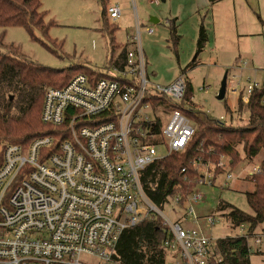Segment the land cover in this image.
Returning a JSON list of instances; mask_svg holds the SVG:
<instances>
[{
	"label": "built area",
	"instance_id": "1",
	"mask_svg": "<svg viewBox=\"0 0 264 264\" xmlns=\"http://www.w3.org/2000/svg\"><path fill=\"white\" fill-rule=\"evenodd\" d=\"M107 12L112 20L122 15L119 7ZM137 26L136 48L122 70L113 64L106 79L82 74L62 89L47 90L41 120L57 135L34 138L28 145L0 143V264H82L84 257L85 264H116L123 233L157 218L175 238L165 247L178 254L179 264L208 263L212 241L196 210L204 200L197 189L223 188L234 175L224 156L216 165L200 160L196 166L202 177L183 205L181 196L168 198L162 209L148 200L141 172L184 152L197 130L187 115L166 114L154 105L155 96L181 103L186 80L168 87L150 84ZM146 33L151 36L155 29ZM260 87L249 80L243 101L248 104ZM158 118L160 132L155 130ZM259 172L260 167L250 176ZM217 216L203 219L214 227ZM238 229L241 237H254L256 247L262 244V236H250L249 224Z\"/></svg>",
	"mask_w": 264,
	"mask_h": 264
},
{
	"label": "trees",
	"instance_id": "2",
	"mask_svg": "<svg viewBox=\"0 0 264 264\" xmlns=\"http://www.w3.org/2000/svg\"><path fill=\"white\" fill-rule=\"evenodd\" d=\"M103 5V26L106 29L105 0ZM53 25L47 23V14L42 10V0H0L2 29L18 26L26 29L29 34H33L34 30L38 29L45 36ZM110 35L112 46L116 49L114 35L113 33ZM208 42L207 28L201 26L197 42L198 52H202ZM128 47L122 48L118 62L115 63L113 57L111 58L120 70L124 68L130 52ZM195 64L191 63L183 69L182 75L187 73V69H194ZM80 68L83 72L78 75H87L95 80L109 77L82 66ZM69 70L71 69L42 67L32 60H27L18 54L17 48L5 45L3 37H0V143L28 145L34 138L57 135L51 125H46L41 120L43 103L48 89H62L78 76L70 77ZM186 85L185 96L179 104L164 96L153 98L154 105L163 109L166 114L177 111L187 115L197 130L184 152L174 153L158 160L140 174L143 191L148 200L160 209L168 203V198L177 196L183 198L181 203L183 205L194 192L202 177L196 166L200 160L216 165L224 156L230 160V170H232L242 162L239 155L241 147L244 150V159L253 160L264 153L263 86L254 89L249 95L248 104L243 101L245 89L242 90L237 114L242 119L246 111L249 116L245 125L235 126L233 122L227 124L224 119H213L200 107L198 108L192 85L188 81ZM226 110L231 112L228 108ZM156 127L155 130L160 132L163 127L160 118L156 120ZM221 173L216 169L217 176ZM248 179L254 187L253 192L246 193V201L251 213H245L223 201L219 202L217 210L224 213V217L234 228L249 224V234L252 236L264 223V160L260 164V172ZM174 239L161 219L145 221L123 233L116 248L115 262L116 264H167L166 259L170 252L165 244L173 242ZM211 251L207 264H251L253 255L249 238L240 236L219 239L215 244H211ZM174 255L178 257L177 253Z\"/></svg>",
	"mask_w": 264,
	"mask_h": 264
},
{
	"label": "rangeland",
	"instance_id": "3",
	"mask_svg": "<svg viewBox=\"0 0 264 264\" xmlns=\"http://www.w3.org/2000/svg\"><path fill=\"white\" fill-rule=\"evenodd\" d=\"M103 2L104 0H42V10L47 14V23L54 24L49 28L47 35L44 36L38 29H35L33 34H29L26 29L15 26L0 28V37H3L5 45L17 48L20 56L42 67L58 70L71 69L70 77H75L83 72L80 68L82 66L107 76L109 72L106 69L110 66L111 58L118 57L123 47L133 43V38L136 39L138 35L137 24L141 23L142 33L139 41L146 56L151 85L168 87L179 78L187 79L192 85L198 108L200 107L213 119L223 118L227 124L233 122L235 126L245 125L249 113L244 111L241 119L237 111L239 95L248 80L241 81L238 78L239 71L232 70L228 74L225 100H218L221 82L229 68L220 67L214 60L217 59V54L210 51L208 47L201 53L196 52V40L191 36L190 24L182 23L175 27L170 22L160 25L150 23L151 17L154 16L150 10L158 8L160 4H153L152 7L147 0L142 6L139 4V9L141 10L142 7L145 13L142 10H134L133 0H106V10L119 7L122 15L118 20H111L107 12L105 29ZM151 27H155L156 34L150 37L146 33V28ZM174 27L176 30L173 29ZM115 30L117 31L114 33ZM109 33L114 35L116 49L112 46ZM135 48L136 44L130 45L128 51H133ZM177 49L179 53H175ZM229 57H224L223 61L220 60L221 63H225V60L227 64L233 63V59ZM197 62V68L187 69V73L182 75L183 69ZM251 78L252 82L264 85V70H259L256 75L252 72ZM227 108L231 112H228ZM159 153L164 155L165 149L159 150ZM239 155L242 162L231 170L234 178L227 186L223 188L219 185L215 188L201 186L197 189L204 194V200L196 207V210L201 217L205 234L209 236L213 244L219 239L241 237L240 229L232 227L223 216L224 213L218 212L220 201L233 205L245 213H251L246 201V193L253 192L254 187L248 178H251L250 175L260 167L264 160V153L262 152L253 160L244 159V150L241 147ZM226 162L230 163V160L226 158ZM222 177L219 178L218 183ZM164 214L170 222H176V217L170 216L168 210H164ZM215 215H218V222L216 226L209 227L203 218ZM255 233L262 236V244L256 247L254 237L249 240L250 247L253 249L251 264H264V223ZM174 254H168L167 264L180 263V258ZM86 260L87 258L84 257L82 264H85Z\"/></svg>",
	"mask_w": 264,
	"mask_h": 264
},
{
	"label": "crops",
	"instance_id": "4",
	"mask_svg": "<svg viewBox=\"0 0 264 264\" xmlns=\"http://www.w3.org/2000/svg\"><path fill=\"white\" fill-rule=\"evenodd\" d=\"M145 1L133 0L134 10H140L139 4L142 6ZM141 10L145 13L142 7ZM150 11L154 14L150 23L154 25L166 22L174 25L190 24L191 36L196 40V52L200 27L205 26L209 39L205 48L208 47L217 54L219 58L216 57L215 62L224 69L229 68L228 74L232 70L239 71L238 78L241 81H252V72L256 75L259 70H264V0H161L160 6ZM155 34L156 29L153 35ZM134 40L135 38L132 44L127 45L130 47L135 44ZM175 53H179V50ZM226 56H230L229 59H233V63L227 64V60L221 63ZM119 58L113 57V61L116 63ZM110 63V66L115 64ZM195 65L197 68L198 62ZM246 84L248 85V82Z\"/></svg>",
	"mask_w": 264,
	"mask_h": 264
},
{
	"label": "water",
	"instance_id": "5",
	"mask_svg": "<svg viewBox=\"0 0 264 264\" xmlns=\"http://www.w3.org/2000/svg\"><path fill=\"white\" fill-rule=\"evenodd\" d=\"M152 22V21H151ZM227 79H228V73L225 74L222 82H221V88L218 92V95H217V99L220 100V101H223L225 100V96H226V93H227V87H228V84H227Z\"/></svg>",
	"mask_w": 264,
	"mask_h": 264
}]
</instances>
